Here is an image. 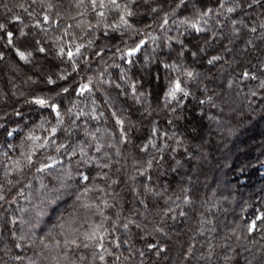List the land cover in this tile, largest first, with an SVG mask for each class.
<instances>
[{"label": "trees", "instance_id": "obj_1", "mask_svg": "<svg viewBox=\"0 0 264 264\" xmlns=\"http://www.w3.org/2000/svg\"><path fill=\"white\" fill-rule=\"evenodd\" d=\"M74 3L75 0H0V23L6 25V31L18 35L23 29L28 34L22 39L14 35V44L9 46L5 33L0 32L5 37L0 39V184L4 185L8 200L16 201L0 207V264H248V260L258 264L256 257L264 254V219L256 220V229L251 233L248 225L257 216L264 217V89L258 87L264 80V30L252 33L237 23L240 32L234 36L230 20L251 23L257 15L264 18V9H249L247 15L225 13L227 19L214 16L208 26L218 35L211 39L212 32L197 34L181 21H194L198 9L215 8L216 0H187L185 6L169 16V23L163 28L162 12L150 13L147 5H133L138 8V14L129 18L133 28L117 31L108 28L119 22L117 13L107 12V19L101 21L91 9H77ZM44 15L49 16L48 23L43 22ZM37 22L41 28L34 26ZM105 31L108 35H104ZM141 40L145 41L144 46L129 58L133 64L125 63L120 58L123 52ZM78 44L85 47L82 57H74L78 70L73 71L72 62L57 53L61 47L74 50ZM224 45L232 52H225ZM39 47L45 52L40 53ZM201 47L204 53H198L196 58L190 56L191 51ZM182 48L186 50L180 56ZM16 49L32 53L28 62L19 59ZM97 51L103 55L96 56ZM217 53L225 59L208 65L206 58ZM164 63L176 64L177 70L164 68ZM245 69L257 79L241 80L239 73ZM185 71L199 76L189 80ZM100 73L111 83L100 85ZM59 75H66L67 80L58 81L54 90L46 78L57 79ZM156 76L159 79L154 80ZM177 78L190 95L169 103L164 93L169 80ZM89 80L92 93L76 96L71 91ZM116 83L121 89L115 87ZM132 84L137 93H143L139 100L132 95ZM61 85H69L70 91L56 96ZM253 91L256 96L251 94ZM36 95L54 97V102L60 104L62 128L75 118L67 113L69 108L73 113H85L76 121L78 127H74L72 137L61 130L54 138L57 143H68L69 148L77 141H85L86 147L97 142L114 145L103 149L113 161L112 167L104 171L118 179L111 191L106 188L110 180L96 179L91 186H105V192L93 190L84 195L85 185L79 174L94 176L100 169L78 165L77 157L69 160L52 147H37L58 122L49 109L30 103ZM93 100L96 114L105 113L99 121L88 115ZM112 112H116V117ZM116 118L124 121L129 143L121 142ZM153 128L157 130L155 137ZM85 129L94 133L97 140L86 137ZM8 132H12L11 137ZM29 136L40 139L33 141ZM149 139L156 147L148 145L147 151H140ZM117 148L119 156L115 155ZM33 151V160L61 156L71 178L59 170V165L50 169V174L36 173L33 166L3 178L5 165L11 166L12 161L23 158L22 153ZM87 151L100 156L94 147H87ZM148 160L152 161L150 168ZM7 180L14 183L9 185ZM27 184L31 186L25 187ZM21 190L23 196L19 195ZM105 199L112 207L104 208ZM185 199L189 202L185 203ZM97 206L113 219L119 213L121 224L128 218L135 221L128 230L119 226L113 230L112 219L103 221L109 230L105 246L113 253L105 254V261L98 259L99 253L93 247L84 248L81 243L83 234L103 219ZM181 211L185 215H179ZM13 218L17 223H11ZM157 225L163 227L164 233L154 230ZM13 234L24 239H14ZM77 237L80 247L65 245V241ZM117 237L120 248L107 243ZM40 241L49 244L50 249H44ZM17 243L21 248L15 247ZM149 243L166 250L157 256L155 250H148ZM189 248L191 255L186 259ZM140 251L144 252L143 257ZM130 252L132 255L125 260ZM17 254L23 259H10ZM115 255H121V260L115 262Z\"/></svg>", "mask_w": 264, "mask_h": 264}, {"label": "snow or ice", "instance_id": "obj_2", "mask_svg": "<svg viewBox=\"0 0 264 264\" xmlns=\"http://www.w3.org/2000/svg\"><path fill=\"white\" fill-rule=\"evenodd\" d=\"M37 0H33V3H36ZM42 3L43 0H40ZM165 3H167V8L168 10H165ZM147 5L150 13H159L162 12L163 15L161 17L162 19V24L161 27L163 28L164 26L168 25L169 23V16L171 14H174L176 9H179L182 6H185L187 4V0H75L74 6L77 9L83 8L85 11L88 9H91V11L95 12L98 17L101 18V21H104L107 19L106 13L107 12H115L118 15V23L114 24H109L108 28L111 29L112 31H117L119 29H131L133 28V24L130 23L129 18L135 16L138 14V8H133V5ZM173 4L175 5L173 7ZM216 7H204L201 9H198L196 13V17L194 21H188V20H182V24H187L188 27H190L192 30H194L197 34L203 33V32H212L211 39H215L216 36L218 35L217 32H213L211 27L209 25V21L214 17V16H224L225 19L228 17L225 15L227 14H235L237 12H240L241 15H247L248 10L252 9L255 10L256 7H259L261 9H264V0H216ZM51 5H49V11L51 10ZM21 8H24L23 5H21ZM24 11H27L26 8H24ZM80 15H83L84 12H80ZM31 15V13H30ZM19 17L15 18L16 22H19ZM43 22L48 23L49 22V16L44 15L43 17ZM216 23L220 25V21L217 20ZM240 23L244 28H246L249 32L252 33H257L258 29L264 30V18L261 17V15H257L252 18L251 23H246L244 22L243 19L237 20V19H232L230 20V24L232 25L233 28V35L237 36L239 35L240 29L236 28V24ZM36 28H41V24L37 22L34 25ZM98 26V25H97ZM68 27H72V25H69ZM222 27V25H221ZM43 31H47V29H42ZM0 32L5 33L6 36V43L9 46H12L14 44V35L12 31H6V25L3 23H0ZM67 35V32L65 33ZM222 35V33H219ZM28 34L21 29L19 31V34L16 35V39H22L26 37ZM104 35H108V32L105 31ZM261 35L264 36V31L261 32ZM5 37L0 36V39H4ZM37 44H39V41H36ZM145 41L141 40L139 41L134 47L129 48L126 52H123L121 55V59L125 60V63L131 65L133 64V60L129 59L130 57L136 56L138 52H140L141 48L144 46ZM251 43V41H249ZM92 44V41L90 40L88 42V46L90 47ZM85 47L83 44H78L74 48H69L67 51H65V48L61 47L57 53L62 59L67 58L68 61L72 62V68L73 71L78 70V64H77V59L83 56L82 48ZM224 51L225 52H232V49L229 48L227 45H224ZM184 48H182L179 51V55L183 56L185 54ZM38 51L40 53H44L45 49L43 47H39ZM205 49L203 47L199 48L198 51H191L189 54L191 57L196 58L198 56V53H204ZM16 55L19 57L20 60L28 62L29 57L32 55L31 52H25L21 51L20 49H16ZM96 56H102L103 52L102 51H97L95 53ZM77 58V59H74ZM0 59H3V54H0ZM225 59L224 55L221 53L213 54L210 55L206 58V63L208 65H214L218 62H221ZM164 68H170L172 70H177V65L176 64H168L164 63L162 65ZM189 80H195L198 76L199 73H194L192 71H185L183 73ZM240 78L241 80H248V79H257L255 74L250 73L248 70H242L240 73ZM100 79H99V84L104 85V84H110L111 82L107 80L106 78H103V73H100ZM123 78V75H122ZM153 79H159V76L153 77ZM67 80L66 75H59L57 79H54L52 76H48L46 78V83L52 88L56 89V85L58 81H65ZM71 82H69L70 84ZM92 81L89 80L87 83H82L78 84L75 89H71V91L74 92L76 96H84L85 93H92L93 88L91 87ZM229 86H231V81L229 82ZM115 87L117 89H121V85L119 83L115 84ZM132 95L134 98L139 100V96L143 95V93H137L135 91L136 85L132 84ZM259 88L264 89V80L260 81ZM98 90V89H97ZM207 88L205 87V91ZM70 91V86L69 85H61L58 90L55 91L56 96H60L62 94H68ZM253 96H256L257 93L253 91L251 93ZM190 95V92L186 89L182 81L177 78L174 80H169V84L167 86V89L164 93V99L167 102H171L173 100L179 102V100L183 97H187ZM106 102V101H105ZM30 103L38 106L41 109H49L51 113H54L57 119V126L51 127L49 131V136L44 139V141L37 145L38 148H45V147H52L53 150L56 153H64L65 156L69 160H71L73 157H77L76 163L88 166V167H96L99 168L100 171L96 172L94 176H90L89 174H85L81 172L79 174L80 176V182L85 185L84 189V195H86L90 191H100V192H105V186L101 185H96L95 188L91 186L92 182L95 181L96 179H101V180H110V183L106 184V188L111 191L112 186L118 183L117 178H112L109 176L108 172H105L104 169H110L112 167V155L103 151L105 147H114L112 144H107L104 145L102 143L97 142L94 146L91 144H88L87 147H94V151L96 153H100L99 157L92 156L89 154L87 151V147L85 146V141H77L71 144V148H69L68 143H57L56 138L58 136L59 131H63L66 133L67 137H72L74 127H78L76 125V121L80 119L81 116L85 115V113L80 110L76 113L72 112V108H69L67 110V113L71 116H74V119H71V122L69 126L63 127L64 121L61 115V106L60 104L54 102V97H49V96H44V95H36L34 96ZM200 103L203 104L205 103L204 100H200ZM93 107L91 111L88 113L91 119L99 121L101 117H104L105 113L103 111L99 112L97 115V107H96V102L95 100L92 101ZM73 108L76 107L75 105L72 106ZM172 111H175V108L172 109ZM112 116L116 117V112H112ZM115 123L120 126V140L122 143H129L128 135H127V130L123 128L124 121L116 118ZM171 123V121H169ZM0 127H3V125H0ZM96 131H99V129H96ZM84 135L86 137H91L92 140H97V137L94 133L88 132L86 129L84 130ZM157 135V130L153 128L152 130V136L155 137ZM8 136H12V132H8ZM28 139L36 141L39 140V137H32L29 136ZM49 140H51V144H49ZM148 145H152V147H156V145L153 143L152 139L148 140V144L144 145L140 148V151L145 152L148 149ZM67 150V151H65ZM159 151H162V149H158ZM6 155V153H5ZM22 159H17L12 161L11 166L5 165V173H4V179H7L8 176H11L14 172L15 173H22L25 168H33L34 166V171L36 173H49L50 169H57V166H61V171L64 172L66 176L71 178V171H69L67 168L63 167L65 165L64 159L61 158V156H46L43 160H33V156L35 155V152H30L28 154H21ZM115 155L119 156L120 151L119 148L116 149ZM161 160H163V157H160ZM103 161V162H101ZM152 164L151 160L147 161V166L150 168ZM116 171H120V169H116ZM141 175L144 174L143 171L140 172ZM148 179H151V177H148ZM19 182V181H15ZM13 180H7V184L11 185L13 184ZM30 184L25 185V187H30ZM147 187V186H145ZM19 195L23 196L24 193L21 190L19 192ZM53 199H58V197L53 198ZM77 199H80L78 196ZM52 202V201H50ZM188 199H185V203H188ZM4 203H16L15 200L9 201L8 198L4 194V185L0 184V207H3ZM104 208H110L112 207L111 204L108 203L107 199L102 201ZM143 204V201H141ZM147 207V205H144ZM87 207L91 208L92 205H87ZM97 212L98 214L103 218L101 223L97 225L96 227L92 228L90 231L86 232L83 234V240L81 241L82 245L84 248L88 247H93L96 252L99 253L98 259L100 261H105V254L108 256H113V253L109 251V247L105 246V241H106V236L109 234V230L105 229L103 226V221H107L109 219H112V225H113V230L117 226L124 230L129 229V225L135 224V221L131 218L127 219L126 223H119L120 221V215L119 213L116 214L115 218H111L109 216H105L104 212L101 208L97 206ZM179 215L183 216L185 213L181 211ZM175 217H173L174 219ZM259 219H264V217L257 216L255 220L251 222V224L248 225V230L249 233L253 232L256 229V220ZM12 224L17 223L16 219H12L11 221ZM136 227H140V225H135ZM156 232L164 233L163 227L157 225L154 229ZM104 234H101V233ZM14 239H19L23 240L24 237H16L15 234H13ZM80 237H77L76 239H72L70 241H65V245L71 243L72 245H75L76 247H80L81 243H77V240H79ZM41 244H44L43 241H40ZM107 243L115 248H120L121 244L119 242V238H115L113 240L107 241ZM124 243H127V241H124ZM16 248H21V244L17 243L15 245ZM56 247H60V242L58 241L56 244ZM147 248L149 251L155 250V254L159 256V254L166 249L164 247H158L156 243H149L147 245ZM44 249H50L49 244H44ZM211 251V250H210ZM235 251V249H233ZM245 251H251V249H245ZM132 253H129L128 257H124L125 260L129 259ZM139 255L141 257L144 256V252L140 251ZM191 255V248H189L185 254V258L187 259L188 256ZM240 255V253H237V256ZM255 255V254H253ZM97 256L94 255L93 259H96ZM209 259L211 256L209 255ZM257 258L258 264H264V254L259 255ZM10 259L15 260V261H20L23 259V257L19 254L16 256L10 257ZM81 259H84V257H81ZM227 259H233V257H227ZM245 259H248L247 257ZM121 260V255H115L114 256V261L118 262ZM248 264H251V260H248Z\"/></svg>", "mask_w": 264, "mask_h": 264}]
</instances>
